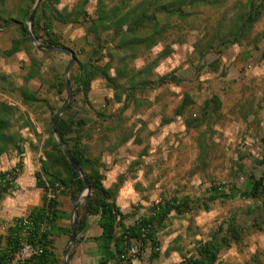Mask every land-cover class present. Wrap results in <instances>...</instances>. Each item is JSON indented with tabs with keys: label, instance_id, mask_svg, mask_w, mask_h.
<instances>
[{
	"label": "rangeland",
	"instance_id": "obj_1",
	"mask_svg": "<svg viewBox=\"0 0 264 264\" xmlns=\"http://www.w3.org/2000/svg\"><path fill=\"white\" fill-rule=\"evenodd\" d=\"M76 1L60 0L57 8L70 9ZM119 1L114 0L115 3ZM247 1L222 0L221 6L194 10L184 22L171 21L174 29L167 41L140 55L133 62V67H145L166 45H170L172 54L159 62L153 70V78L172 73L181 82L139 94L138 101L121 114L119 130L115 129L119 122L115 116L121 105L110 103L105 106L104 99H111L112 92L102 80L92 83L89 93L91 106L84 104L81 96L74 103L71 100L73 111L85 118L94 129L89 142L92 149L104 152V186L112 188L121 176L125 178L116 202L123 213L134 215L131 222L147 214L150 206L162 199L201 198L208 196V189L218 184L235 185L243 190L250 174L258 178L263 173L264 166L258 161L264 141V12L239 43L224 47L221 44L223 39H213L216 34L227 33L231 22L245 10ZM4 4H0V15L4 19L18 17L24 5L23 0H5ZM95 4L96 0L89 2V14L93 13ZM54 30L60 42L76 52L80 61L86 62L90 47L87 46L84 28L55 24ZM5 31L12 44L17 37L15 26ZM211 40L213 47L207 50L203 59L205 67L200 71L199 51H205V43ZM37 44L44 46L40 41ZM36 56L43 61L40 71L42 80L35 78L26 86L40 100L46 101L48 107L40 104L37 108H28L19 100L15 88L25 85L23 77L29 65L26 68L24 65L17 66L9 79L0 76V99L18 109L13 130L23 138L21 145L30 142L34 152L33 147L39 148L47 138L45 130L51 117L49 109L58 110L69 99L67 91L56 96L50 84L55 72L57 77L63 75L66 80L65 68L70 62V56L61 52L42 54L37 51ZM211 64L216 68L211 69ZM73 67L74 64L71 69ZM185 92L196 103L194 113L204 100L212 95L218 96L222 104L218 122L211 128L203 126L193 131L185 129L181 118L162 125L164 119L172 118L173 110ZM98 113H104L110 119L104 122V117L97 116ZM24 124L26 127L23 128ZM111 126H114L113 130L108 128ZM125 137L128 141L119 145ZM199 140L204 154H201ZM144 150L146 154L139 158ZM239 157L243 159V173L236 168ZM67 207L70 213L73 202L69 198ZM232 216L245 231L243 240L223 250L215 264L252 263L253 256L257 257L258 264H264V199L257 201L240 197L226 202L217 201L208 212L198 210L182 217L171 214L166 227L158 232L161 243L159 259L151 262L150 250L145 249L142 258L135 259L133 264H179L183 256L189 258L195 254L199 241L209 240L210 235ZM96 222V217L90 218L88 231L70 249L73 258L69 259L68 253L69 264H98L99 257L93 241L99 230ZM69 223L68 220L59 222L66 227ZM68 245L66 236L57 242L55 250L59 264H64V251Z\"/></svg>",
	"mask_w": 264,
	"mask_h": 264
},
{
	"label": "trees",
	"instance_id": "obj_2",
	"mask_svg": "<svg viewBox=\"0 0 264 264\" xmlns=\"http://www.w3.org/2000/svg\"><path fill=\"white\" fill-rule=\"evenodd\" d=\"M90 1L77 0L72 8L59 10L57 6L60 0H40L32 27L35 38L44 46H39L37 50L32 45L26 25L36 0H23L24 5L18 17L4 19L0 15V29L15 26L17 31V37L4 55L10 57L19 52H25L29 58L28 71L23 77L25 85L15 88L22 105L37 108L40 104H45L48 107L46 101L40 100L26 86L35 78L42 80L40 71L43 61L36 56V53L37 51L42 54L52 53L51 50L45 49L48 47H59L72 51L60 42L54 30L55 24L83 27L85 39L88 41L87 46L90 47V55L86 62H82L77 58V53L72 51L75 61L68 77L72 103L78 96H81L83 103L91 106L89 93L92 83L97 79L102 80L106 88L112 92L111 99H104L105 106L110 103L121 105L119 113L115 116L119 121L115 126L116 130H119L122 124L121 114L138 101L139 94L153 91L170 83L179 85L181 82L172 73L153 78V70L159 62L172 54L173 49L170 45H166L152 62L141 69L133 67V62L140 55H145L158 44L167 41L169 33L174 29L171 21L184 22L194 10L200 7L221 6L223 3L222 0H120L117 3L114 0H96L94 11L89 14L87 7ZM263 12L264 0H248L245 10L231 22L227 33L221 36L216 34L213 39H223L220 41L224 47L227 44L239 43L253 29ZM212 41L205 43V51H199L201 65L198 70L200 71L205 67L203 59L208 53L207 50L212 49ZM216 65L211 64L209 67L215 69ZM67 68L68 65L65 69ZM57 74L55 72L50 88L56 96H60L66 91L68 93V88L64 76L57 77ZM66 104L67 101L58 110L49 109L51 117L45 130L47 138L39 148L33 147L41 152L40 167L34 173L35 186L43 191L41 206L33 208L25 217L30 224L28 227L23 225L22 218L16 221L14 229L10 230L6 238L4 248L1 247L0 241V264H11L16 259V255L20 253L23 243L30 244L34 249H40V253L17 260L15 264H59V257L54 248V238L64 235L70 242L73 209L70 213L63 211L59 199L61 196H67L73 202L83 191L84 183L70 166L51 127L52 122ZM195 105L191 95L185 92L174 108L172 118L164 119L162 125L172 123L174 118H181L185 129L193 131L203 126L211 128L220 119L222 104L218 96L212 95L204 100L194 113ZM73 110L74 105L72 104L57 122L56 130L63 140L69 157L81 170L91 189L87 201L78 206L75 233L78 244L82 235L88 231L90 218H97L96 223L100 234L94 237L93 241L99 257L98 264H133L135 259L142 258L141 255L145 249L150 250L151 262L158 260L161 246L158 232L166 227L171 214L182 217L198 210L208 212L215 202H226L235 197L257 201L264 199L263 171L258 178L250 174L243 190L235 185L218 184L211 186L208 189L209 195L201 198L162 199L152 204L147 214L131 222L130 219L134 215L123 213L116 202L125 178L121 176L112 188L104 186L105 176L102 162L104 152L92 149L89 142L91 141L90 134L94 129L85 118L79 117ZM17 113L16 106L0 99V157L11 149H15L17 154H23L21 142L24 140L19 132L13 130V120ZM97 116L104 117V122L110 119V116L104 113H98ZM24 127L26 124L23 125ZM108 128L113 130L114 126ZM127 141L128 137H125L119 145ZM199 148L201 154H204V147L200 145V140ZM145 154L144 150L139 158ZM242 160V157H239L240 162L236 166L239 173L244 172ZM258 164L264 166V141ZM21 169L22 162L20 161L15 169L0 173V200L11 193L14 188L13 185L3 182L5 177L12 175L13 180H16L17 173ZM60 220H68L69 227L58 226L57 223ZM223 225L210 235L209 240L199 241L195 254L189 258L183 256L179 264H215L223 250L229 249L232 244L242 242L245 231L238 225L235 216L227 219ZM253 227L256 226L253 225ZM72 258L73 253L71 252L69 259ZM252 259V263L247 264L259 263L256 256Z\"/></svg>",
	"mask_w": 264,
	"mask_h": 264
},
{
	"label": "crops",
	"instance_id": "obj_3",
	"mask_svg": "<svg viewBox=\"0 0 264 264\" xmlns=\"http://www.w3.org/2000/svg\"><path fill=\"white\" fill-rule=\"evenodd\" d=\"M4 2L5 0H0L1 6H5ZM5 30L6 28L0 29V76H6L9 79L17 66L20 65L21 67L24 65V68H26L30 61L25 52H19L10 57L4 55L11 48V43H9ZM22 148L23 154L21 155L17 154L15 149H11L0 157V173L13 170L18 162H22V169L17 173L12 192L3 196L0 200V241L2 248L5 247L6 238L10 230L14 229L16 221L26 217L33 208L40 207L42 203L43 191L37 189L34 179V173L40 167L39 158L41 157V152H34L30 142H25ZM68 198L67 196H61L59 199L61 209L66 213L68 212ZM60 221H58L57 225L66 227L63 224H59ZM99 234L100 230H98ZM63 238L64 235L54 238V248H56L57 242L62 241Z\"/></svg>",
	"mask_w": 264,
	"mask_h": 264
},
{
	"label": "water",
	"instance_id": "obj_4",
	"mask_svg": "<svg viewBox=\"0 0 264 264\" xmlns=\"http://www.w3.org/2000/svg\"><path fill=\"white\" fill-rule=\"evenodd\" d=\"M39 4H40V0H36V3H35L34 8H33V11H32L31 15L29 16V18H28V20L26 22L29 38H30L33 46H35L36 48H38L39 45L37 44L38 40L35 38V35L33 34L32 25H33L34 15H35V12H36ZM46 49L51 50V51H55V52L65 53V54L70 56V62L68 64V68H67V71H66V82H67L69 99H68L67 104L65 105V107L60 111V113L57 115L55 120L52 122L51 127H52V130H53L54 137H55L56 141L60 144L62 150L64 151L70 166L80 176V178L82 179V181L84 183L83 191L73 201V214H72V220H71V225H72L71 239H70L69 245L67 246V248L64 251V257H63L64 264H69L68 263V253H69L70 249L73 247V245L76 242V233H75V231H76L77 218H78V206L82 205L83 203H85L87 201L89 195L91 194V189H90V186H89L88 182L84 178L81 170L78 168V166L75 164V162L69 157V155L67 153V150L65 148V145L63 143V140H62L60 134L58 133V131L56 130L57 122L66 113V111L68 110V108L70 106L71 100H72V98H71L72 93H71L70 83H69V80H68V73H69L71 67L74 64L75 55H74V53L72 51L67 50V49H63V48H59V47H48Z\"/></svg>",
	"mask_w": 264,
	"mask_h": 264
},
{
	"label": "built area",
	"instance_id": "obj_5",
	"mask_svg": "<svg viewBox=\"0 0 264 264\" xmlns=\"http://www.w3.org/2000/svg\"><path fill=\"white\" fill-rule=\"evenodd\" d=\"M3 182H7L10 185H14L15 180H13L12 175H7ZM22 220H23L24 226L28 227L30 225L28 222V219H26L25 217H22ZM38 253H40V249H34L30 244L23 243L20 253L16 255V259L11 264H15V261L17 260L28 258L31 255L38 254Z\"/></svg>",
	"mask_w": 264,
	"mask_h": 264
},
{
	"label": "bare ground",
	"instance_id": "obj_6",
	"mask_svg": "<svg viewBox=\"0 0 264 264\" xmlns=\"http://www.w3.org/2000/svg\"><path fill=\"white\" fill-rule=\"evenodd\" d=\"M84 196V195H83Z\"/></svg>",
	"mask_w": 264,
	"mask_h": 264
}]
</instances>
